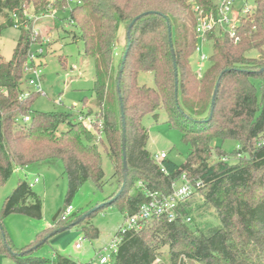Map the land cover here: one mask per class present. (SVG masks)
Instances as JSON below:
<instances>
[{"label":"trees","instance_id":"trees-1","mask_svg":"<svg viewBox=\"0 0 264 264\" xmlns=\"http://www.w3.org/2000/svg\"><path fill=\"white\" fill-rule=\"evenodd\" d=\"M69 1L0 0L5 18L0 34L16 23L21 31L11 58L0 57V185L18 168L61 162L69 183L67 203L59 220L45 231L78 225L94 239L99 229L88 219L92 213L81 221L84 213L73 211L65 220L62 214L85 182L92 180L102 187L101 151L111 158L117 180L108 203L125 215L136 213L147 201L145 189L170 193L172 184L185 174L193 182L201 181L196 190L200 200L190 197L182 202L175 220L160 217L126 232L112 264H154L159 259L167 264H264V0H253L232 29L216 26L205 34L204 40L212 42V53L204 73L191 65L201 41L193 6L216 13V0H73L68 19L78 30L86 56L96 59L94 112L99 117L88 126L77 125L75 119L94 113L91 108L75 118L70 112L34 110L32 104L39 95L35 92L25 100L19 98L25 89L24 65L36 42L30 16L58 14L68 8ZM137 17L128 39V28ZM121 23L126 26L127 43L115 68ZM252 49L260 55L247 56ZM60 61L66 67L67 59ZM142 71L154 73V87L138 83ZM159 109L165 110L168 125L179 129L190 147L182 164L168 156L158 162L146 148L149 130L142 119L148 114L157 118ZM24 115L31 121L21 126L16 117ZM217 139L238 143L232 152L239 156L237 163L214 158L227 155L214 144ZM42 208L32 185L20 179L0 211V252L15 264H78L62 254L51 261L35 256L30 247L18 252L12 248L3 218L14 213L41 217ZM211 210L215 222H202L200 217Z\"/></svg>","mask_w":264,"mask_h":264},{"label":"rangeland","instance_id":"rangeland-1","mask_svg":"<svg viewBox=\"0 0 264 264\" xmlns=\"http://www.w3.org/2000/svg\"><path fill=\"white\" fill-rule=\"evenodd\" d=\"M216 1L221 3L222 0ZM73 6H75V2L71 0L68 8L58 14L31 15L34 18L32 31L33 33L39 32L40 36L33 45V50L39 49V44L45 37L51 38L44 54L40 57V60L42 59L43 87L46 95H38L32 104V108L41 112H70L76 118L81 111L87 112L91 108L94 112L97 109L93 91L96 78V59L86 56L84 43L79 37L78 30L68 19L70 9ZM244 6L251 8L253 0H234L232 15H245V12L242 11ZM25 9L28 10V8ZM4 20V15L0 13V24ZM20 33L21 31L15 27H8L1 32L0 57L5 60L11 58ZM126 43V26L125 23H121L115 43V68H117L122 57ZM202 50L209 57L212 53V42L205 41ZM246 55L258 57L260 54L257 50L252 49ZM61 57L67 59L66 67L62 65ZM198 60L199 54L195 53L191 58L192 69L204 73L209 68L210 63L206 60L200 70ZM255 82L259 86L258 80ZM138 83L154 87V73L152 71L140 72ZM25 87L27 89L32 88L28 84ZM260 96L259 90V99ZM58 98H60V102ZM157 112V118L152 114H148L142 119V123L149 130L146 148L153 155L164 151L167 153L168 159L177 164L184 163L190 151L189 145L184 141L179 129L168 125L165 110L159 109ZM90 116L93 119L99 117L95 112ZM75 122L80 125L77 118ZM17 123L21 126L30 124V122L25 124L22 120ZM214 144L221 146L227 153V155L220 158L216 155L215 159L224 160L226 158L232 164L238 162L239 156L232 154L238 147L235 140L221 141L217 139ZM101 152L104 169L102 187H98L92 180H88L71 198L74 212L92 213L88 219L94 227L99 229V236L94 239L87 237L78 225H73L56 233H54L55 231L50 233L45 231L59 220L67 203L69 183L61 162L45 161L18 168L4 185H0V211L5 198L13 192L20 179H26L30 185L33 184V191L40 196L43 203L41 217L14 213L3 218L4 230L15 251H22V249L30 247L28 249L32 251V254L51 261L57 259V254H62L74 261L86 263L94 257L97 250L108 245L117 236L126 215L118 206L108 203L109 196L117 189V180L114 176L115 169L111 158L104 151ZM36 177L40 179L39 182H34ZM199 197V192H196L190 199L198 202ZM200 220L202 222H215L214 212L212 210L208 211L200 217ZM79 237L84 238V240L82 241V247L76 248L75 244L78 242ZM0 264H15V262L5 252H0ZM154 264H167V260L159 259ZM190 264L198 263L193 262Z\"/></svg>","mask_w":264,"mask_h":264},{"label":"built area","instance_id":"built-area-1","mask_svg":"<svg viewBox=\"0 0 264 264\" xmlns=\"http://www.w3.org/2000/svg\"><path fill=\"white\" fill-rule=\"evenodd\" d=\"M233 2L234 0H222L221 3H218L216 13H208L199 5L193 6V10L196 14V32L201 37V41L197 46L196 52L199 54L198 64L200 66V70L209 58L202 50L205 43V34L216 26L232 29L239 21L240 15H232ZM249 10L250 8L246 6L242 8V11L245 12V14ZM14 17L17 21L16 14H14ZM15 28H18L17 23ZM33 37L37 42L38 38H40L39 32L33 33ZM50 41V37H45L40 44L38 43L39 49L33 50L32 47L31 54L24 65L25 84H28L32 88L27 89L26 87L24 89L19 97L21 100L27 99L32 92L39 95H46L43 87V75L41 70L42 64L39 57L44 54L45 48ZM58 101H61L60 98H58ZM19 120H22L25 124L31 121L28 115L16 117V122ZM78 120L80 121L81 126L92 125L96 122V119H93L92 116L84 114L80 115ZM98 123L99 125H102V121L100 119ZM154 156L155 160L160 162L167 157V153L162 151ZM224 160L227 159L225 158ZM162 170H165L164 167H162ZM38 181L39 178H36L34 182ZM200 185L201 181L192 182L185 174H183L179 181L172 184V191L170 193L164 194L158 191L145 189V193L148 198L147 201L140 206L136 213L126 215L125 221L119 228V234L115 236L108 245L97 250L94 257L90 261L86 263L79 262L78 264H112L114 256L118 250V245L126 232L129 230L142 229L149 221L160 217H165L169 221L175 220L178 216L180 204L192 197ZM140 186L143 185L140 183ZM73 211V206L71 204L68 205L62 214V219L65 220ZM187 220H190V217H188ZM83 240L84 238L79 237L78 242L75 244L76 248L82 247Z\"/></svg>","mask_w":264,"mask_h":264},{"label":"water","instance_id":"water-1","mask_svg":"<svg viewBox=\"0 0 264 264\" xmlns=\"http://www.w3.org/2000/svg\"><path fill=\"white\" fill-rule=\"evenodd\" d=\"M139 17H137V18H135L132 22H131V24H130V26H129V28H128V31H127V37H128V39H130V32H131V29H132V27H133V25H134V23H135V21L138 19ZM170 30V29H169ZM130 45V43L128 44V46ZM174 58V60H175V56L173 57ZM125 59H126V53L124 54V56H123V63L125 62ZM122 72H123V69L121 68L120 69V71H119V75H118V81H117V87L119 88V86H120V81H121V77H122ZM176 75H177V73H176ZM217 89H218V83H217V85H216V87H215V90H214V93H213V107H214V102H215V97H216V93H217ZM122 108H123V106H122ZM122 117L124 118V113L122 112ZM123 130L125 131V122H124V120H123ZM125 143H126V138H125V136L123 137V169H124V178L126 179V177H127V171H128V163H127V152H126V145H125ZM88 214H84V215H82L80 218H79V221H81L82 219H84L86 216H87ZM65 230V228L63 227V228H59V229H57L54 233H56V232H60V231H64Z\"/></svg>","mask_w":264,"mask_h":264},{"label":"crops","instance_id":"crops-1","mask_svg":"<svg viewBox=\"0 0 264 264\" xmlns=\"http://www.w3.org/2000/svg\"><path fill=\"white\" fill-rule=\"evenodd\" d=\"M25 85H26V84H25ZM25 85H24V87H25ZM25 88H26V87H25ZM36 178H38V177H36ZM36 178H35V179H36ZM35 179H34V181H35ZM39 180H40V179H39ZM38 182H39V181H38ZM77 262H78V261H77Z\"/></svg>","mask_w":264,"mask_h":264}]
</instances>
